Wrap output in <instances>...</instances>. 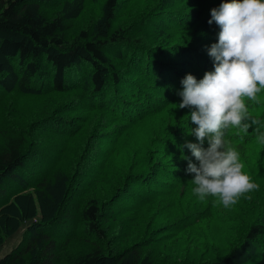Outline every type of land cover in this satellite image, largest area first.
I'll return each instance as SVG.
<instances>
[{
	"label": "trees",
	"instance_id": "obj_1",
	"mask_svg": "<svg viewBox=\"0 0 264 264\" xmlns=\"http://www.w3.org/2000/svg\"><path fill=\"white\" fill-rule=\"evenodd\" d=\"M86 1L0 0V101H22L19 107L12 101L7 106L0 104V197L6 194L7 183H21L12 190L16 193L13 199H5L0 206V246L22 230L20 242L0 258V264H189L188 260L222 264L224 253L218 257L224 251L221 245L232 246L228 250L231 257L232 252L243 251L257 240L264 244V144L257 139V128L264 126V90L255 101L244 98L250 120L259 125L247 131L229 128L225 133L230 146L242 151V171L259 187L230 206L229 228L219 235L209 231L208 221L210 214L221 211L219 201L215 210L207 204L209 196L199 200L192 193L184 201V194L192 192L194 174L185 171L183 156L196 161L181 145L185 140L195 141L186 134L187 126L195 125L187 120L190 109L177 107V93L186 73L200 79L213 68L207 46L215 42L219 26L207 21L210 9L220 0H144V10L140 8L135 16L130 3L120 7L121 0H93L96 9L101 6L97 17L85 11ZM48 3L49 10L42 11L40 6ZM168 21L172 26L166 27ZM167 43L175 48L173 55L180 53V60H175L183 64L182 72L162 80L165 84L159 91L166 95L169 110L167 104L156 102L159 105L145 110L146 104L154 102L149 87L158 84L142 77L128 78L125 69L131 58L122 66L118 51L132 44V53L161 62L167 56ZM158 45L164 47L157 49ZM49 94L54 96L48 98L51 103L38 107L35 99ZM79 94L83 108L77 104ZM137 108L140 123L123 126V147H112L113 156H121L120 164L105 171L110 157L101 156L99 147L107 137L104 123L101 116L92 117L90 109L111 114V120L125 124L135 118ZM167 114H174V119ZM91 117L84 133L85 121ZM72 126L74 140L59 136L71 135ZM171 134L176 139L167 144ZM207 146L205 140L203 147ZM66 149H70L71 161L63 164ZM37 167L43 172H37ZM87 172L89 191L80 196ZM106 184L110 194L100 204L90 190ZM165 187L177 188L182 199L177 198L169 208L167 200L159 202L160 214L156 215L161 224L145 235L133 230L122 234L123 223L117 225L113 219L114 203L133 197L135 191L158 192ZM184 217L187 226L205 217L201 221L204 241L179 244L178 234L183 236L186 226L173 222ZM246 218L249 226L239 227ZM58 229L65 232L63 241L54 234ZM173 234L178 243L171 241ZM214 237L222 239L216 242Z\"/></svg>",
	"mask_w": 264,
	"mask_h": 264
},
{
	"label": "clouds",
	"instance_id": "obj_2",
	"mask_svg": "<svg viewBox=\"0 0 264 264\" xmlns=\"http://www.w3.org/2000/svg\"><path fill=\"white\" fill-rule=\"evenodd\" d=\"M219 26L215 42L207 46L213 68L202 78L186 73L181 78L177 107H188L187 120L195 127L186 134L181 147L190 150L185 171L194 174L192 192L199 200L218 197L228 208L242 194L259 187L242 171L240 153L225 138L229 128L247 131L259 125L249 118L244 98L255 101L264 90V0H220L210 9L207 21ZM264 126L257 128V139L264 144ZM207 140V147L203 144Z\"/></svg>",
	"mask_w": 264,
	"mask_h": 264
},
{
	"label": "rangeland",
	"instance_id": "obj_3",
	"mask_svg": "<svg viewBox=\"0 0 264 264\" xmlns=\"http://www.w3.org/2000/svg\"><path fill=\"white\" fill-rule=\"evenodd\" d=\"M92 1L93 0H87L85 2V4H84L85 5L84 6L85 11H90L92 17H97L100 14L101 6H99V8L96 9L94 7V4L92 3ZM129 3L131 5L130 8L134 7V9H135L134 11L131 10V14H133L134 16L138 11H140V8L143 9L146 6V2H144V0H121L120 7H128ZM49 5H50V3L41 5L40 9L42 11H47V10H49V7H50ZM119 18H120V15L119 16L117 15L116 20H118ZM68 23H69V21H68ZM70 23H72V22H70ZM143 23L145 24L146 20L143 21ZM169 26H172L170 24V21H168L166 24V27H169ZM141 27H142V25L139 26V28H141ZM164 32H167V29H164ZM160 34H161L160 36L165 35V33H160ZM164 39L167 40V35H165ZM140 44H142L141 41L138 43V45H136V44H134V45L136 47H138ZM134 45L131 44L129 47L121 46V48H123V49H121V51H118L119 54L123 58L121 60L122 66H124L126 64V61H128L129 58H131L130 59L131 62L129 63V65H127L128 66L127 69H125V75L131 79H135V78L136 79L137 78L142 79V78H144V79H147L149 81L154 82L155 84H158V86L151 85V87H149V89L151 90V92L154 95V98H153L154 102H152V103L150 102V103L146 104L143 107L145 110H149V108L156 107L157 105H159L156 103H163L161 105L167 104V109L169 110V103H166L167 102L166 95L161 94V91H159V90L161 88H163V85L165 84L162 82V80L167 79L168 75H170V74L173 75L174 73L178 74L179 72H182L183 64L179 65L175 60L176 58H179V60H180V53H177V55H173L175 48H171V45L169 43H167V56L163 57L161 59V62H159V61L152 62L153 59L151 57L147 58V57H149V55H145L144 57H141V56H138L136 53H132L133 52L132 48ZM162 47H164V45H158L156 48L160 49ZM181 47H180V51H181ZM178 55H179V57H177ZM135 65H138V66H135ZM138 76H140V77H138ZM53 97L54 96L52 94H49V95H45V96H39V98H37L35 100L38 102V107H43L47 104H50L52 100H49L48 98H53ZM8 101H12L14 104V107H19L22 104L21 100H18V99L14 100V99H10V98H7L3 101H0V104L3 106H7ZM77 104H78L79 108L84 107V101L82 100V97L80 96V94H79L78 99H77ZM173 106L174 105H172V107ZM44 108H46V107H44ZM90 110H91L90 115L92 117L101 116L103 119V121H102L104 123L103 128H105L104 132H105L107 137L105 138V140L100 141L99 147L102 150L101 156L109 154V157H110L109 161L110 162L107 163L105 166V171H107L111 168L117 167L121 162V156H113L112 147H115L117 145H119V149L121 147H123L125 139H126V137L124 136L125 128H123V126H127V128L129 126H137L140 123V119L142 117H139L138 115H136V113L139 112V108H137L135 110V118L131 119L130 123L123 124L117 120H111V118H110L111 114L102 112L101 110H98V109H90ZM125 110H128V108ZM167 116L169 117V114H167ZM174 116L175 115L172 114L169 118L174 119ZM92 117L88 121L86 119L84 133L86 132ZM73 134H74V128L72 126L71 135L59 134V136H65L66 140L70 139L72 137L74 140ZM139 135H143V134H139ZM50 139H51V141L55 140L54 138H50ZM170 139H171V141H170ZM175 139H176V136L174 137L173 134H171L167 144H169L170 142H172ZM165 140H167V137L165 138ZM145 143H147V142H145ZM67 144H69V143H67ZM67 144L65 143L66 147H68ZM143 144H141V145H143ZM129 146H130V144H129ZM71 147H70V149H71ZM234 148L240 153V157H241L242 151L236 147H234ZM70 149H68V150L66 149V156L63 160V164H65V162L67 160L71 161V158H68L69 153H70ZM159 149H160V145H159ZM114 150H115V148H114ZM47 155L50 158L54 157V155H51L49 152L47 153ZM138 159L145 164V162L143 161V158L141 156ZM154 166L157 167L158 164L156 163ZM253 167H255V166H253ZM36 170L39 173L43 172L42 167H37ZM17 184H21V183H14V182L7 183V185H6L7 190L5 191L6 194L4 196L0 197V206L2 205V203L5 199H7V200L9 198L13 199V197L16 195V193L12 190H16V188L18 187ZM89 185H90V178H89V173L87 172L85 174L84 179L81 180V187L79 188V193H80L79 195L80 196H85L88 193ZM107 187H108V184H106L104 187H99V188L90 190V191H94V195L96 196L95 198L98 200V202L100 204L105 202L106 198L110 194V192L106 189ZM176 189L177 188H173V187H165L164 189H160V191H158V192H148V193L135 191V193H134L135 195L133 197H131V198L127 197V199L125 198V200H122L123 199L122 198V199H120V201L115 202L114 203L115 204L114 205V211H115L114 217L115 218H113L114 222L118 221L115 223L117 225L120 222L123 223L122 226L120 227L119 231L124 235H126L125 233H127V234L130 233L131 230H133L134 234H137V235H145L147 233H150L155 228V226H157L158 224H161L159 221H162V219L156 215V213L160 214L159 202L161 201V202H163V204H165V200H167V208H169L170 205H175V201H177V198H179L178 197L179 193H177ZM123 191L124 190H122V192ZM192 193L193 192L185 193L184 196L185 195H187V196L184 198V201H187V199L192 198ZM194 196H195V194H194ZM179 199H182V198H179ZM206 200H210V202H208L207 204L208 205L211 204L210 207L213 208V210L218 208V201H219L218 197L214 198L212 196H209V198ZM219 206L221 208V211L219 213H215L214 215L210 214L209 219H208V221L211 219V221H210L211 230H209V231L214 232L216 235L223 233L224 231L227 230V228H229L228 214H229V211L231 209L230 207L224 208L221 204ZM174 209H175V207L171 208L170 211H172ZM168 217H169V212L167 213V218ZM185 218L186 217L180 218V220L177 221L179 219L178 218L176 220L177 222L176 221L173 222L175 224H181V225L186 226V228L184 229L185 232H184L183 236L178 234L179 244L181 242L185 243V244L187 242L192 244V242H195V241L199 242V243H200V241H204L206 239V237L203 235L204 224L202 222L205 221V217H202L199 219L196 218V220H193L189 226H187V222H186ZM120 220H124V221H120ZM249 224H250V222L247 220V218L242 219L239 227L242 225H244V227H246V226L248 227ZM207 225H209V222H207ZM127 227H128V229H127ZM24 228H26V223L23 225V229ZM124 229L129 230V232L123 231ZM21 231L22 230H19L18 232L14 233L12 236L8 237L5 240L4 244L2 246H0V258H2L5 254L9 253L14 247L17 246V244L21 240V234H22ZM146 231H147V233H146ZM54 234L61 241H63L64 236H65V232H63L61 229H58V231L54 232ZM180 236H182V237H180ZM172 238L173 239L171 241L177 242L174 234H173ZM213 239L216 240V242H219L222 238L214 237ZM259 242H260V240H257V241H255V244L253 246L243 247L244 248L243 251L236 250V251L232 252L231 257H228L230 255L228 250L232 246H229L228 244L221 245L223 247L224 251L220 252L218 254V257H220L224 253L223 259L225 261L222 264H231L233 262H237L236 264H264V244L259 243ZM170 246L172 247L174 245L171 244ZM152 248L155 249V252L158 249V248H156L155 245H153ZM175 248L178 249V246ZM151 253H152L151 256L154 257V251L153 250H151ZM238 255L242 259H239V261H235V259L240 258V257H238ZM206 257L208 258L207 255H206ZM182 262L183 261H181L180 263H182ZM188 262H189V264H193L192 262H190V260H188L186 263H188ZM194 264H205V263H201L199 261H196V262H194Z\"/></svg>",
	"mask_w": 264,
	"mask_h": 264
}]
</instances>
